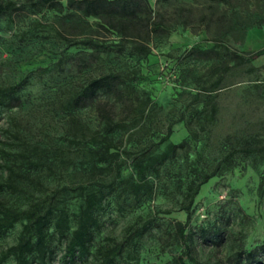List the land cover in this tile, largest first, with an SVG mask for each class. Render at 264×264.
Returning <instances> with one entry per match:
<instances>
[{
  "label": "trees",
  "instance_id": "16d2710c",
  "mask_svg": "<svg viewBox=\"0 0 264 264\" xmlns=\"http://www.w3.org/2000/svg\"><path fill=\"white\" fill-rule=\"evenodd\" d=\"M207 1L229 3V0ZM260 4L264 7V0ZM43 10L59 13L58 20L50 24L35 21L29 32H48V36L66 43L68 48L79 50L38 69L35 73L41 79L64 72L69 64L83 72L103 65L112 55L120 56L127 51L147 58L152 54L153 40L161 42L170 32L169 19L151 0H67L65 4L62 0H9L0 4V18L12 27L22 13L38 14ZM189 19L188 14L178 23L188 26ZM222 26L212 47L195 45L186 50L189 58L211 60L213 64L205 74L195 77L196 92L191 95L188 119L185 120V115L180 119V122L185 120L188 137L180 143L171 140L175 125L172 122L164 135L154 132V137L150 136L140 149L128 147L131 141L141 142V133L145 132L156 105L149 97L136 96L130 86L132 75L124 71L103 72L72 86L58 98V108L66 117L63 138L68 147L55 146L37 137L43 131L36 129L33 120H11L13 130L5 132L8 136L5 140L0 139V168L6 172L5 176L0 174V194L23 197L27 204L25 208L11 205L0 195V239L21 225L16 243L0 250V264L10 261L53 264L56 244H64V264H78L91 255H95L98 264H142L140 243L151 229L152 219L141 218L129 226L121 241L104 239L92 254L96 235L103 227L106 203L115 197L119 212L136 210L158 192V185L150 181L149 174L160 179L164 168L179 162L181 155H185L189 180L186 187L182 179L176 184L178 190L185 188L181 210L186 212L187 219L185 223L175 222L168 234L171 244L180 245L182 251L166 264H203L195 253V235L188 230L201 188L212 179L236 170L244 160L255 164L264 162L262 122L248 124L227 135L222 155L213 167H204L206 158L202 150L190 158L202 136L210 133L220 119V93L235 85L237 79L259 77L264 70L253 65L264 56V49L239 53L227 44L229 38L236 42L244 40L247 29L262 28L264 18L251 22L237 16ZM29 84L30 80L23 78L0 85V110L20 107ZM254 89L259 97H264L263 82L256 83ZM100 94L113 101L98 102ZM91 105L101 123L97 130L76 114ZM118 105L125 112L120 120H116ZM73 152L78 153L80 162ZM126 168L130 173L124 176ZM70 170L76 178L73 184L54 189L46 185L45 178H64L70 175ZM259 194L264 195V175L260 179ZM222 234L219 229L201 232L204 240L215 244L221 241ZM260 255L264 259V245L249 252L241 249L234 255L235 264H256Z\"/></svg>",
  "mask_w": 264,
  "mask_h": 264
},
{
  "label": "rangeland",
  "instance_id": "374dc122",
  "mask_svg": "<svg viewBox=\"0 0 264 264\" xmlns=\"http://www.w3.org/2000/svg\"><path fill=\"white\" fill-rule=\"evenodd\" d=\"M6 1L9 0H0V4ZM66 1L62 0L64 4ZM151 1L166 14L170 32L161 42L159 39L153 40L152 54L149 57H136L127 51L120 56L112 55L101 66L78 72L69 64L64 72L45 75L43 79L35 73L38 69L49 67L60 58L73 55L79 50L68 48L66 43L48 36V32H29L35 21L54 23L58 20L59 13L48 10L38 14L22 13L12 27H8L5 20L0 18V65H3L0 66V85L15 83L23 78L30 80L23 104L12 110H0V139L5 140L8 137L5 132L13 130V118L30 119L36 129H42L43 132L37 136L41 140L55 146L68 147L67 140L63 138L66 117L58 108V98L72 86L109 71L128 72L132 75L130 86L135 90L136 96L142 99L149 97L156 105L145 132L141 133V142L131 141L129 148L140 149L150 136L154 137V132L164 135L172 122L175 125L171 140L180 143L186 139L188 131L185 120L190 112L188 108L191 95L196 92L195 77L205 74L213 64L211 60L189 58L186 50L195 45L212 47L218 31L229 18L240 16L251 22L263 19L264 7L260 6L261 0H229L227 4H216L207 0ZM180 9L184 12L180 13ZM188 14V26L180 25L178 22L184 21ZM227 44L239 53L264 49V26L260 29H247L244 40L236 42L229 38ZM253 65L264 67V56L256 59ZM258 82L264 83V70L259 77L253 75L237 79L235 85L220 93V119L211 132L205 133L203 140L193 148L191 159L197 151L202 150L206 158L204 167H213L222 155V144L227 135L240 131L248 124H264V97H259L254 89ZM97 101H113V98L100 94ZM115 110L116 120L125 117V112L121 111L119 105ZM76 114L93 130L101 127L94 106L80 109ZM183 115L185 120L180 122ZM73 156L80 162L77 152H73ZM178 161L168 164L160 179L149 174L150 181L157 183L158 192L153 199H149L136 210L121 213L117 209L115 197L108 199L102 216L103 227L96 235L92 254L96 246L106 238L121 241L126 229L141 218L153 221L151 229L140 243L142 264H166L181 253L182 247L171 244L168 239L175 222L185 223L187 219L186 212L181 210L185 188L178 190L176 184L177 180L182 179L186 187L189 180L185 155H181ZM1 173L6 175L0 168ZM129 173V168L123 172L124 176ZM263 175L264 162L255 164L252 160H244L236 170L212 179L201 188L188 228L195 235V253L201 263L235 264L234 255L239 250L249 252L264 245V195L259 194V183ZM75 180L73 171L70 170V175L60 179L45 178V183L54 189L66 183L73 184ZM0 195L11 205L26 207L27 202L23 197L8 193ZM206 229H219L223 233L221 241L215 244L209 239L204 240L201 232ZM20 231L21 225H17L1 238L0 250L14 245ZM56 247L53 264H64V244H56ZM78 264H98V261L95 255H91ZM256 264H264L262 255L258 257Z\"/></svg>",
  "mask_w": 264,
  "mask_h": 264
}]
</instances>
